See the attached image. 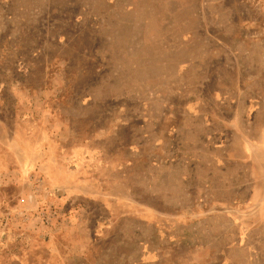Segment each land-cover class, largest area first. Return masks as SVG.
I'll use <instances>...</instances> for the list:
<instances>
[{
    "label": "rangeland",
    "instance_id": "374dc122",
    "mask_svg": "<svg viewBox=\"0 0 264 264\" xmlns=\"http://www.w3.org/2000/svg\"><path fill=\"white\" fill-rule=\"evenodd\" d=\"M260 139L264 0H0V264H264Z\"/></svg>",
    "mask_w": 264,
    "mask_h": 264
},
{
    "label": "crops",
    "instance_id": "0c3cea01",
    "mask_svg": "<svg viewBox=\"0 0 264 264\" xmlns=\"http://www.w3.org/2000/svg\"><path fill=\"white\" fill-rule=\"evenodd\" d=\"M264 139H260V140H255L254 142H250L249 144H250V146H251V149H250V151H248V147H245V143H244V141L242 140V141H240L239 143H238V146H239V148H240V150H241V153H242V156L240 157V160H241V162H243L244 160H249L251 157H250V154H251V152H253V151H256V150H260V148H259V146L261 145H263L264 143ZM59 159H61L62 160V158H59V157H56L55 158V162H54V164H50V168H48L49 169V171H50V173L51 172H55V170L57 171V168L61 165V168H62V170H63V175L64 176H66L67 177V180L64 182V181H61L60 179L59 180H54V182H55V185L56 186H68L69 184H74L73 186H76V187H80V188H82V187H84L85 186V183H83L81 180L79 181L77 178H76V175H77V173L75 172L77 169H75V171L73 170V172H69L68 170H64V165H63V162H61V164L58 162V160ZM234 159V157H231V156H229V160H233ZM263 169H264V161H263ZM262 169V170H263ZM59 174L61 173V172H59V171H57ZM185 173H186V171H184ZM252 173H253V171H252ZM186 175V174H185ZM233 175V174H232ZM75 178L76 180H72V181H70V179L71 178ZM67 182H68V185H67Z\"/></svg>",
    "mask_w": 264,
    "mask_h": 264
}]
</instances>
